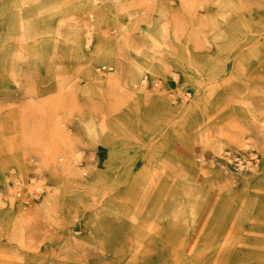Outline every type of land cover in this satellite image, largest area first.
I'll list each match as a JSON object with an SVG mask.
<instances>
[{
  "label": "rangeland",
  "instance_id": "rangeland-1",
  "mask_svg": "<svg viewBox=\"0 0 264 264\" xmlns=\"http://www.w3.org/2000/svg\"><path fill=\"white\" fill-rule=\"evenodd\" d=\"M8 3L0 51L15 41L17 61L0 81V264H101L103 252L133 264L144 250L147 264H170L178 220L184 244L213 245L209 262L264 264V0ZM101 64L114 65L111 82ZM78 192L75 218L78 201H57ZM90 218L102 230L82 259L68 254L70 232L94 235ZM143 221L170 229L143 235Z\"/></svg>",
  "mask_w": 264,
  "mask_h": 264
},
{
  "label": "bare ground",
  "instance_id": "bare-ground-1",
  "mask_svg": "<svg viewBox=\"0 0 264 264\" xmlns=\"http://www.w3.org/2000/svg\"><path fill=\"white\" fill-rule=\"evenodd\" d=\"M9 1L10 0H2L3 6L5 8H6L7 5H9V3H8ZM4 7H3V10L5 12V8ZM16 24H17V21L15 19L12 20L9 16H7V15L5 16V19L3 20V24L1 25V27H3L6 30V31L4 30L5 31V35H8V37L11 36L10 39H15L16 38V34H17L16 33V31H17V25ZM104 44H105L104 42L101 43V47H103ZM2 46H3V44H2ZM15 46H16V42L15 41H12L11 44H9L7 46V48L6 47H3V50L0 51V60H3L4 61V64H5L4 72H3V70H1V72H0V81L2 83L4 82V79H7L9 77L6 74L9 70L11 72V75L12 74H15L16 61H17L16 56L17 55H14L10 51L8 53V51H7L8 49L9 50L10 49H14ZM5 53H7V54L4 55ZM103 55L104 56H107L106 55V52L103 53ZM6 57L8 59V62H5V60H4ZM109 66H111V67L109 68L105 64H101V68L102 69L99 70V73H102L103 74V76H101V77H105L106 78V81L111 82L115 78V76L117 74V71H115L114 65H111L110 64ZM141 68H144V67H141ZM137 69H140V68L137 67ZM144 69H146V68H144ZM139 80H140V77L138 75H136L135 73H132L131 71H128L127 72V85H128V87L132 91H134L137 94L142 93V89L138 85L139 84ZM159 99H161V97ZM96 178H98V174L96 175ZM71 198H73L76 201H78V202H76V201L75 202L78 204V206L80 208H78V209L76 208V209L72 210V212L70 210H68V211H70L71 214L75 218H78L79 216L77 215V213H80V212L83 211V209H82V207H83L82 202H85L83 193L78 192V193H74V194H71V195L63 196L57 202L62 201V202L65 203V206H68L69 207V205H67V204H70L69 199H71ZM66 202H67V204H66ZM62 206H63V204H62ZM157 213H160V210ZM68 214L70 215L69 212H68ZM89 220H90L89 222L92 224V226L95 227V233H94V235L91 238H89V239L86 240L85 238H82L80 236H76V234L73 235L70 232V235L67 237V241H66L67 242L66 245H67V248H68V254L71 253L73 255H77L78 257H81V259H82V257H84V254L81 256V254H79L80 251H78V250H80L81 247H83V245L85 244V242L88 243L89 241H92V239L94 238V236H96L99 233V230L100 231L102 230L101 228L98 227V222H97V219L96 218H90ZM144 223L145 222L143 221L140 225H138V226L136 225L133 228L134 229H138V230L139 229L142 230L143 231V235L145 234V231L144 230L147 229V228H149L150 231H154V233L157 236H159L160 238L162 236L161 230H167L168 231V229H170L169 227H163V226H159V225H150L149 222H146V223H148V225H145ZM167 226H169V225H167ZM160 227H162V228H160ZM171 229H172L170 231L171 232L170 233L171 238H170V243H169L170 247H168V249H167L168 252L165 249L162 250V253L165 256L163 259L166 258V261H168V263L171 262L170 264H218L217 263V260L214 261V262H209L208 261V258H207L208 254H209L208 248L211 247V246H213V245H211V243L207 239H204V240H206L208 242V245L207 246L206 245H203V239H202L201 243H199V246H201L200 250L194 251L195 248L192 245H188L187 242H186V240H185V244L183 243L186 236L185 237L184 236L182 237V235H180V233H179V231L181 230L180 225H179V220L178 221H174V226L172 225ZM181 238H182V240H181ZM104 239L107 240V238H104ZM139 239H141V238H139ZM180 241H181L182 246H178V244H180ZM103 242H105V241L103 240ZM155 242L156 241H154L152 239V237H150L147 244L155 245ZM160 245H161V243H160ZM139 253L142 254V255H139V254H136V255L134 254L133 255V257H134L133 258L134 259L133 264H141V263L142 264H147L148 261H149L148 260V257H144V256L148 255L149 252L147 250H144V251L139 252ZM88 255H89V253L86 254V257H88L87 259L90 258V255L89 256ZM220 255L221 254L219 253L218 257ZM139 256L142 257L141 258V259H143L142 261L141 260L140 261L138 260L139 259ZM98 257L101 258V260H100L101 261V264H106V262H108L109 257L108 256L106 257L105 252H103V254L101 253L100 256L98 255ZM88 264H90V262ZM223 264H227V263H223Z\"/></svg>",
  "mask_w": 264,
  "mask_h": 264
},
{
  "label": "built area",
  "instance_id": "built-area-1",
  "mask_svg": "<svg viewBox=\"0 0 264 264\" xmlns=\"http://www.w3.org/2000/svg\"><path fill=\"white\" fill-rule=\"evenodd\" d=\"M18 196H21V193H18Z\"/></svg>",
  "mask_w": 264,
  "mask_h": 264
}]
</instances>
